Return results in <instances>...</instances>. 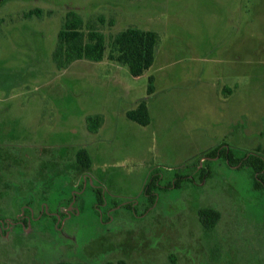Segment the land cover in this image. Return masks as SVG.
<instances>
[{"label": "rangeland", "instance_id": "1", "mask_svg": "<svg viewBox=\"0 0 264 264\" xmlns=\"http://www.w3.org/2000/svg\"><path fill=\"white\" fill-rule=\"evenodd\" d=\"M32 9L42 15L25 17ZM70 11L83 30L103 34L105 52L100 62L78 60L58 70L52 55ZM130 27L155 32L160 52L137 80L108 60L113 38ZM149 75L159 82L156 95L175 89V149L181 156L225 143L238 158H264V0H0V264H264V191L253 190L249 168L209 159L210 150L168 170L161 166L168 161L159 141H149L141 154L130 151L132 183L120 190L107 182L121 196L93 177L87 186L69 189L78 167L73 146L63 145L77 143L72 130H84L85 113L99 101L144 98ZM223 86L236 87L241 132L225 138L208 126L198 142L200 116L190 115L206 107V121H218L214 88ZM62 153L67 161L38 166ZM154 170L163 188L176 176L186 179L180 188L157 190L147 210L141 191ZM96 189L103 194L98 207ZM36 198L45 202L42 213L33 207ZM71 205V217L57 228V216H65L60 207ZM200 208L218 211L213 229L200 225Z\"/></svg>", "mask_w": 264, "mask_h": 264}, {"label": "crops", "instance_id": "2", "mask_svg": "<svg viewBox=\"0 0 264 264\" xmlns=\"http://www.w3.org/2000/svg\"><path fill=\"white\" fill-rule=\"evenodd\" d=\"M160 53L159 50L155 49V54ZM155 58V57H154ZM109 66V65H108ZM147 72V71H146ZM139 77H132L133 80L144 77L146 74ZM152 78L153 93L147 95L143 98H132L126 103H118L115 100H110L111 102L103 101L94 104V108L91 109L89 113L84 115V130L78 132L73 131V134L78 136L77 143L75 144H64L63 146L72 151V160L73 165L78 167V171L71 177L72 179L66 184L69 185V189H73L74 184L77 182V177L80 174H89L92 178H95L99 186H104L105 190L111 195L121 196L118 191L110 190L107 186V182L113 188L124 190L126 184L133 182L132 172L130 167L132 165L130 151L139 150V154L142 153L144 146L150 141L158 140L160 144V150L166 156L165 163H161L164 169L171 170V167L175 164L182 163L186 160H189L195 157L201 152L210 150L207 148L201 150L203 147H199L200 151L197 153H186L181 156V152L178 149H175V118H176V107H175V89H166L162 90L163 95H156L158 92L156 90L155 84H158L156 78L153 75L147 76ZM174 87V86H173ZM216 92H218V101H219V115L220 118H217L215 121L211 118H208L206 121V115L208 116V111L206 107L204 111L200 113L191 112L192 115L200 116L199 123L202 124L198 142L202 140V136L206 134V127L209 126L211 129L213 125L217 126L220 132L227 136H233L238 133V130L241 132L242 126V107L239 105L237 95L235 93L236 87L223 86L222 90L215 87ZM172 91L171 93H168ZM205 95V94H204ZM208 96H203V99L206 100ZM144 102L149 114V124L146 126H141L132 122L126 118V113L132 109H135L140 102ZM206 102V101H205ZM88 116H98L101 118V124L95 133H90L86 127V118ZM195 122V119H190ZM212 124V125H211ZM80 142V143H79ZM221 144V143H220ZM85 150L89 156L91 165L88 169H82L80 165L76 162L75 155L79 150ZM197 149V150H199ZM122 153V157L112 160L111 154ZM139 154L137 157H139ZM66 153L59 154V158L52 160L50 157L49 160L44 158V162L38 161V166H41L40 163L48 166L49 163L58 164V161L65 162L67 158L65 157ZM46 156V155H45ZM175 157L177 161L175 163ZM37 165V161L34 162V167ZM53 165V164H52ZM134 176V175H133ZM135 181H136V176ZM146 177V175H145ZM146 180V179H145ZM144 180V181H145ZM141 181V180H139ZM115 186V187H114ZM75 188V187H74ZM79 192L78 197L81 199ZM105 195V194H104ZM76 201V199H75ZM74 201V202H75ZM32 202V198L29 200ZM45 202H40L36 198L33 207L35 211H41L42 204ZM47 205V204H46ZM61 206V204H59ZM78 208V206H76ZM79 209V208H78ZM42 213V211H41ZM41 215V214H40ZM39 215V216H40ZM35 220L39 221L36 215L33 216Z\"/></svg>", "mask_w": 264, "mask_h": 264}, {"label": "trees", "instance_id": "3", "mask_svg": "<svg viewBox=\"0 0 264 264\" xmlns=\"http://www.w3.org/2000/svg\"><path fill=\"white\" fill-rule=\"evenodd\" d=\"M42 12L32 9L25 14V17H40ZM99 22L104 20L99 18ZM81 18L73 11L66 14L65 20L57 34V46L53 52L52 59L58 70L65 69L67 65L74 61L86 60L100 62L105 52V42L102 33L94 29H82ZM158 37L155 32L143 31L137 28H127L119 32L112 40V48L108 54V60L127 67L132 77L143 75L153 64L155 49ZM153 93L152 78H148L147 95ZM126 118L138 125L146 126L149 124V114L145 103L140 102L135 109L126 113ZM88 132L95 133L101 124L98 116H88L86 118ZM207 158H219L226 162L229 167L249 168L253 175L252 188L255 191H264V158L259 153H247L238 158L234 155L229 146L221 143L206 153ZM76 162L82 169H88L91 165L89 156L85 150H79L76 155ZM202 178L204 172L199 174ZM161 174L154 170L150 173L147 181L142 188V195L146 197L147 210L151 208L157 198V190L168 189L170 187L180 188L185 177L176 176L170 187L163 188L159 185ZM95 206L102 205L103 194L101 189L95 190ZM125 207L131 208V204ZM197 217L204 230H211L219 221L218 211L211 208H200ZM53 264H79L66 261ZM112 264V263H107ZM115 264H126L124 261H117Z\"/></svg>", "mask_w": 264, "mask_h": 264}, {"label": "built area", "instance_id": "4", "mask_svg": "<svg viewBox=\"0 0 264 264\" xmlns=\"http://www.w3.org/2000/svg\"><path fill=\"white\" fill-rule=\"evenodd\" d=\"M204 159L201 160V162H203ZM91 179V177L89 176V174H84L81 179H79L76 184H75V189H79V188H82V185L84 184V186H87L89 180ZM60 213L62 215H65V216H61V215H58V220H57V226L59 228H62L63 225L65 224V221H66V217L67 218H70L72 213H71V206L68 207H62L60 209ZM22 216L24 217V214L22 213ZM7 224L10 226L11 223L10 222H7ZM29 229V228H28ZM28 229L24 226V231H28Z\"/></svg>", "mask_w": 264, "mask_h": 264}, {"label": "flooded vegetation", "instance_id": "5", "mask_svg": "<svg viewBox=\"0 0 264 264\" xmlns=\"http://www.w3.org/2000/svg\"><path fill=\"white\" fill-rule=\"evenodd\" d=\"M74 189H75V188H74ZM79 189H80V188H79ZM74 195H76V194H74ZM74 197H75V196H73V199H74ZM43 207H44V206H42V210L44 209ZM60 208H62V207H60ZM71 208L73 209V206H72V205H71ZM24 225H25V224H24ZM25 227H26V225H25ZM56 227L59 228L57 225H56Z\"/></svg>", "mask_w": 264, "mask_h": 264}]
</instances>
